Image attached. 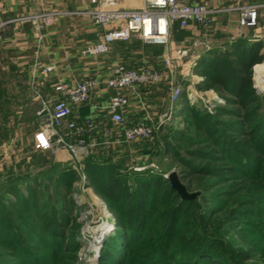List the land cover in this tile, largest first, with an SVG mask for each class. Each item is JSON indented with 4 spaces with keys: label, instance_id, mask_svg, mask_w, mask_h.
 Here are the masks:
<instances>
[{
    "label": "trees",
    "instance_id": "16d2710c",
    "mask_svg": "<svg viewBox=\"0 0 264 264\" xmlns=\"http://www.w3.org/2000/svg\"><path fill=\"white\" fill-rule=\"evenodd\" d=\"M262 46V42L253 43L241 36L222 48L203 53L196 71L204 78L199 85L218 92L226 106L219 108L215 115L190 107L184 120L196 125V130L186 128L178 132L173 129L172 133L162 134L163 156L177 165L178 176L188 192L202 191L201 199L181 200L170 181L152 167H146L147 164H141L146 167L142 171L129 168L125 163L129 152L115 161L112 157L115 152H106L107 148L100 147L104 141L91 150L83 162L84 170L124 231L123 242L107 244L100 264H180L179 261H183L182 264H222L219 252L223 243L216 235L234 225H241L240 231L246 233H260L259 240L264 241V222L259 224L254 220L264 219V216H257L256 210H252L262 207L264 202L250 194L252 189L247 195L233 192L232 195H239L236 200L230 197L231 190L225 189L219 197L209 194L223 186L231 189L236 180L253 182L252 179L264 177L261 173H250L253 168L263 171L264 97L258 96L253 80L254 67L264 62ZM170 138L174 142H169ZM246 147L251 150L246 151ZM153 154L154 151L146 150L141 156ZM230 162L234 164L228 165ZM75 173L71 163L53 164L48 171L33 177L29 172L25 176L12 173L1 180L0 251L3 252L0 264H44L39 257L44 251L56 252L54 260L65 250L76 252L77 242L67 234L72 220L67 214L73 215L78 209L71 198ZM220 201L223 202L218 205ZM243 202L249 205L240 206ZM48 210L52 215L47 214ZM196 210L199 217L195 231L186 219ZM217 213L225 215L222 221L206 220ZM243 222L252 228L243 226ZM23 225L33 227L30 239H24ZM183 228L187 230L182 233ZM38 230L51 238L47 239L48 236ZM30 240L36 245L29 244ZM218 246L220 250H216ZM253 251L259 253L263 246L250 249Z\"/></svg>",
    "mask_w": 264,
    "mask_h": 264
},
{
    "label": "rangeland",
    "instance_id": "374dc122",
    "mask_svg": "<svg viewBox=\"0 0 264 264\" xmlns=\"http://www.w3.org/2000/svg\"><path fill=\"white\" fill-rule=\"evenodd\" d=\"M228 27L229 30L223 34H220L219 31L216 32L214 27L209 29L193 27L189 30L182 29L178 33H173L172 31L167 46L176 50H182L186 53L184 56L175 58V64L173 66L175 68L172 74L165 65L164 55L167 48L165 46L151 45L158 46V51L155 54H160V56L148 55L140 60V62L139 60H133L134 63H137V66L139 65V67H135L134 69L141 67L155 68L163 74V80L159 84L141 87L139 89L140 92L138 90L139 94L137 96L133 94V96L130 97V113L129 117H126L127 125L130 127L136 125L138 122L148 121L150 126L154 128V134L148 140L128 143L126 142L124 135L118 130H115L118 129L117 126L110 122L109 128L112 130L114 129V136L108 140V143H105L100 147L103 149L107 148L105 149L106 152L110 150L115 152L116 155L112 156L113 160L118 161L120 158L125 157V152H129L127 154V161L125 162L129 168H134L136 171H142L149 166L168 180L171 174L176 173L178 175L177 165L173 163L169 157H164L161 151L164 145L162 134L168 131L172 133L173 129L178 130V132H182L183 130H186V128H193V130H196V125H189L184 120L186 114H189L190 107L196 108L200 113L215 115L219 108L226 106L225 99L218 92H210L209 90H206L203 85H199L196 71L203 53L214 48H222L228 41L240 37L237 35V26L229 25ZM259 29H262L260 33L262 38H259L258 42H262V53L264 54V29ZM234 36L235 38H233ZM194 62L197 63V66H193ZM13 66L14 65L6 57H3V55L0 54V67L10 68ZM255 71L258 73L256 77L259 75L262 77V81L259 84L254 80ZM253 80L258 96L263 98L264 62L254 67ZM174 82L175 85L181 87V96L176 103L170 101V98L172 97V85ZM6 84L10 87L8 93L10 99L4 97L7 95V92L5 91ZM17 88L18 90H16ZM0 90V94L2 95L1 98H5L2 104L0 103V182L3 179L5 180L12 173L17 174L20 169L22 172H27L26 170L28 167L33 168L30 170L35 175L39 172L48 171L51 165L57 164L55 163L56 157L51 155L48 151L37 150L35 148V143L33 145L31 137L32 129L40 124V121H37L34 117L36 105L31 101L30 97L29 101L25 102L27 107L22 108L18 105L15 96L16 92L20 90H23L27 97H29L30 94H33L31 81L28 80L24 74H0ZM191 95L193 96L192 100L190 98ZM25 110L28 111L27 114L22 112ZM193 133L196 132L194 131ZM2 135L5 137H2ZM201 135L202 137L205 136L204 133H201ZM69 141L72 146L75 144L74 139L70 138ZM102 141L104 140L97 139V145L95 146H99ZM235 141L240 144L239 140ZM169 142H174V139L170 138ZM94 147H88L85 151L75 147L78 149L77 153L73 154L68 152L70 155L66 150L58 148L59 150H63L59 151L58 158L67 161L64 165L71 163L72 167L76 170L71 198L74 200L78 209L73 215L70 213L67 214L72 218L70 221L71 228L70 230L67 229V234L69 239L71 238L72 241L75 240L77 242L78 248L76 252H70L67 250L61 252L55 260L53 254H56V252L52 249L44 251L39 254V257L43 259L44 264H100L101 259L103 258V252L108 243L113 241L119 243L123 242L122 238L124 231L117 223L116 215L110 210L106 199L101 197L94 190L84 170L83 162L89 157L90 152ZM53 150H56V148ZM146 150L148 152L154 151V154L141 156V153ZM249 150H251V148L246 147V151ZM63 155L65 158H62L64 157ZM261 160H263V171H258V169L253 168L250 173L253 172V174H255L257 172L258 174L261 173L264 175V156H262ZM16 161L19 162L17 165L19 167H17V170L15 171ZM231 163L233 162L228 163V165L232 166ZM141 164L147 165L146 167H141ZM235 166L237 165L235 164ZM30 170H28L29 173L31 172ZM245 172L247 173L249 170L247 169ZM43 180L45 179H42V181ZM252 180L253 182L244 179L236 180L235 182L233 181L231 189H227V186H223L220 189L209 192V194L217 195L219 197L223 195L225 189L231 190L230 197L232 196V200H236L239 198V195H232L233 192L247 195L249 194L248 192L250 189H252V193L250 194L252 196H257L260 198L259 200L264 202V177L263 179L256 178ZM44 182H47V180ZM184 187L186 188L185 185ZM219 190L222 191V193H220ZM23 191L26 194L25 186H23ZM50 194H53V192ZM188 194L195 195L194 199H201L203 196L201 190L188 192ZM194 199L185 200L181 197V200L186 202H190ZM222 202L223 201H220L218 205ZM243 203L244 204H241L240 206L244 207L245 205H249L245 204V202ZM252 210H256L255 213L259 214L257 216H264V205L262 207L252 208ZM46 212L49 214V210ZM66 212L63 214H66ZM224 216L225 215L222 213H217V215L206 220L209 221L210 219L213 220L215 218V221L218 219L222 221ZM198 217L199 213H197L196 210L195 214H192L191 217L189 216L186 219V221L193 225V230L195 231L197 230L196 222ZM254 220L259 224L264 222V219ZM32 223L34 224L33 221ZM192 225L188 227V229L192 228ZM243 226L252 228V226L245 222H243ZM23 228L25 230L24 232L22 231V233L26 235L24 239L26 240L27 237L30 239V232H32L33 227L23 225ZM240 228L241 225H234L233 227L223 229L222 233L216 235V237L220 238L223 243L222 249L220 246L216 247V250L221 249L219 255L223 257L222 264H264V241L259 240L260 233H246V231H240ZM186 230L183 228L182 233ZM27 231H29V236L26 234ZM225 231L230 232L225 233ZM37 232L41 233V235L48 236L45 232H40V230ZM151 233L153 235V232ZM152 235L148 234L150 237ZM49 238H51L50 235L47 239ZM100 238H102L101 241H99ZM28 242L31 245H36L33 240ZM68 243H70V241H68ZM88 244H93V248H87L89 246ZM258 246H263V251L259 253L257 251L250 252V249ZM63 247L65 248L66 244ZM134 250L135 248L133 251ZM2 252L3 251H0V254ZM179 262H181L180 264L183 263V261Z\"/></svg>",
    "mask_w": 264,
    "mask_h": 264
},
{
    "label": "built area",
    "instance_id": "2783aa9c",
    "mask_svg": "<svg viewBox=\"0 0 264 264\" xmlns=\"http://www.w3.org/2000/svg\"><path fill=\"white\" fill-rule=\"evenodd\" d=\"M97 8L88 10L86 14L93 24L105 29L100 41L81 50L80 55L85 59H99L110 54L115 43H129L138 40L145 45L165 46L164 61L171 74L174 72L176 57L186 55L182 50L168 47L173 28L176 24L181 29H188L192 25L197 28L209 29L216 18L237 12L239 21L236 28L237 35L243 36L245 30L264 29V18L260 11L264 6L255 5L247 7H221L213 9L209 2L188 5L178 0H144V6L139 10H119L108 6H114L113 0L107 4H100L99 0H92ZM55 14H42L30 18L38 43L43 41L42 31L50 26ZM5 23H0V31ZM197 63L194 62L193 66ZM55 70L49 66L42 70V74L49 75ZM37 69L31 78V89L34 99L38 104L36 116L40 120V126L35 133V148L37 150L51 151L54 148L64 149L76 154L77 150L87 149L97 145V133L103 136L104 143L111 139V130L105 125L101 128L94 121L88 119L81 124L71 121L73 107L88 102L96 90L113 91L109 98L107 110L110 122L115 124L122 132L126 142L135 143L145 141L154 134V128L148 121L134 126H128L125 111L130 105V95H138V90L144 86L159 84L163 80L161 71L155 68L141 67L129 68L125 64H117L109 70L105 79L97 77L75 81L73 84L59 83L55 86L56 95L46 99L37 88ZM198 81L204 78L198 76ZM212 92V91H210ZM181 96V87L172 85L171 102L176 103ZM191 100L193 96H190ZM67 129V136L64 135ZM74 139L72 146L69 139ZM78 149H76V148Z\"/></svg>",
    "mask_w": 264,
    "mask_h": 264
},
{
    "label": "crops",
    "instance_id": "0c3cea01",
    "mask_svg": "<svg viewBox=\"0 0 264 264\" xmlns=\"http://www.w3.org/2000/svg\"><path fill=\"white\" fill-rule=\"evenodd\" d=\"M108 1L99 0L100 4H107ZM113 1L115 5L108 6L109 8L139 10L144 6V0ZM178 2L188 5L209 2L213 9L264 6V0H178ZM94 8H97V5L93 4L92 0H0V23H5V26L0 31V54L14 65L10 68L0 67V74H24L31 81L33 72L37 69V88L46 99H51L56 95L55 86L59 83L73 84L75 81L93 77L105 79L109 70L117 64H125L129 68L134 69L139 67V65L137 66V63H134L133 60H139L140 62L148 55H158L155 54L158 51V46L145 45L138 40H133L129 43H115L110 54L105 57L99 59L83 58L80 55L81 50L98 43L105 33V29L93 24L91 19L86 14H83ZM42 14H55V16L52 24L43 29V41L39 44L30 18ZM260 14L264 18V8L261 9ZM238 21L239 14L237 12L221 15L216 18L212 27H214L216 32L219 31L220 34H223L229 30V25L237 26ZM193 27L196 26L192 25L188 30ZM180 30L182 29L177 25V28H173V33H178ZM261 31L262 29H247L244 37L249 38L250 41L258 42L259 38H262ZM49 66H54L55 70L49 75L42 74V70ZM6 85L5 91L7 95L4 97L10 99L8 95L10 87L8 84ZM113 94V91L96 90L88 102L73 107L71 121L81 124L88 119H94L100 130L105 125L109 127L110 115L107 110V104ZM129 95L130 97L133 96L131 93ZM15 96L18 105L22 108L27 107L25 102L29 101L31 97V101L35 103L37 111L38 104L33 94L27 97L23 90H20L16 92ZM1 97L2 95L0 94ZM4 99H0L1 104ZM36 111L34 112V117L37 121H40L36 116ZM22 112L28 113L27 110ZM129 113L130 106L126 109L125 116L129 117ZM139 123L141 122L136 124ZM39 126L40 124L31 131L33 145L35 143V133ZM110 130L112 138L115 131L114 129ZM115 130L122 134L119 129ZM67 131V129H64V135L66 136L68 134ZM2 137L5 136L2 135ZM97 137L103 139L100 132L97 133ZM59 151L63 150L56 149L48 152L56 157L55 163L64 165L67 161L58 158ZM62 158H65V156ZM18 163L16 161L15 171L19 167L17 166ZM30 169L32 170L33 168L28 167L27 172H22L20 169L16 175L25 176ZM30 176L33 177L35 174L31 171Z\"/></svg>",
    "mask_w": 264,
    "mask_h": 264
},
{
    "label": "water",
    "instance_id": "95a60500",
    "mask_svg": "<svg viewBox=\"0 0 264 264\" xmlns=\"http://www.w3.org/2000/svg\"><path fill=\"white\" fill-rule=\"evenodd\" d=\"M169 180L171 182V186L173 187V189L178 192V194L182 197V199L191 200L195 198V195L188 194L186 188L181 183L176 173L171 174L169 176Z\"/></svg>",
    "mask_w": 264,
    "mask_h": 264
},
{
    "label": "bare ground",
    "instance_id": "6f19581e",
    "mask_svg": "<svg viewBox=\"0 0 264 264\" xmlns=\"http://www.w3.org/2000/svg\"><path fill=\"white\" fill-rule=\"evenodd\" d=\"M258 73L255 71V77H254V80H255V82H258V84L262 81L261 80V76L259 75V76H257L256 77V75H257ZM102 240V238H100L99 239V241H101ZM96 243V242H95ZM89 246L87 247V248H89V249H91V248H93V244H88ZM87 263V262H86Z\"/></svg>",
    "mask_w": 264,
    "mask_h": 264
}]
</instances>
